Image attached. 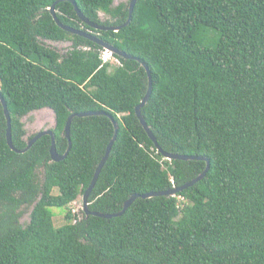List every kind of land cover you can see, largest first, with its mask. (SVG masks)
Returning a JSON list of instances; mask_svg holds the SVG:
<instances>
[{
	"label": "trees",
	"instance_id": "obj_1",
	"mask_svg": "<svg viewBox=\"0 0 264 264\" xmlns=\"http://www.w3.org/2000/svg\"><path fill=\"white\" fill-rule=\"evenodd\" d=\"M57 1L0 0V94L13 146L23 150L36 135L25 140L22 122L34 112L55 115L59 155L70 115H105L74 117L70 151L55 163L48 135L22 154L9 148L0 103V264H264V0H138L118 32L89 28L71 2L105 27L126 22L128 3L55 5L63 25L91 30L148 67L141 114L161 151L135 115L148 89L144 68L117 55L118 65L104 63L101 46L57 26L49 12ZM43 41L71 48L60 55ZM109 117L118 129L90 211L120 213L132 195L169 191L206 169L162 152L205 158L208 171L175 197L135 199L120 216L77 215L72 204L114 136ZM52 208L64 225L54 226Z\"/></svg>",
	"mask_w": 264,
	"mask_h": 264
},
{
	"label": "water",
	"instance_id": "obj_2",
	"mask_svg": "<svg viewBox=\"0 0 264 264\" xmlns=\"http://www.w3.org/2000/svg\"><path fill=\"white\" fill-rule=\"evenodd\" d=\"M61 1L62 0L57 1L55 4H53L49 8V12H50L51 16L53 17V20L55 21V23L57 24L58 27H60L63 31H65V32H67V33H69L71 35H76V36L85 38V39H87V40H89V41H91V42H93V43L101 46L104 50L110 52L113 55H117L119 57H122L125 60H131V59H133V60L139 62L141 64V66L144 68V70L146 71V74H147L148 89H147V92H146L144 98L142 99L141 103L136 107V109H135V115H136L137 119L139 120L141 126L143 127V129L147 133L148 137L153 141V143L156 145V147L161 151V149L158 147V144H157V141H156L155 137L151 133L149 127L145 123L144 117L141 114V109L147 103V101H148V99L150 97V94H151V90H152L151 74L149 72L148 67L143 62H141L139 59L133 58V57L125 54L124 52L119 51L115 47H113V46H111V45L103 42L102 40L98 39L91 32H87V31H83V30H77V29H74L72 27L63 25L57 19L56 15H55V5L58 2H61ZM67 1H70V0H67ZM137 1L138 0H130L129 1V4H128V18H127L126 22L123 23L120 26H111V27H105V26H102V25H97V24L89 21L79 11V9L75 5V3L74 2H71V1L70 2L73 4V8H74V11H75L78 19L83 24H85L86 26H88L89 28L94 29V30H99V31H113V32H118L121 28H123L124 26H126V25L129 24V21H130V18H131L133 9H134ZM0 103H1V105L3 107V112H4V116H5L6 123H7L6 141H7V144L9 146V148L12 151L16 152V153L22 154V153L27 152L32 147V145L38 139H40L42 136L48 135V136L51 137V147L49 149V156H50V160L52 162H55V163L64 160L66 158V156L68 155L69 151H70V148H71V143H70V127H71V122H72V120H73L74 117H90V116L105 115L103 113H95V112H87V113H81V114H76V115H70L68 117V119H67V121L65 123V127H64V136H65V138L68 141V147H67V150L65 151V153L63 155H59L57 153V151H56L55 138H54V135H53V132H52L51 129L50 130H45V131L38 132L32 139L27 140V142H26L27 145H26V148L25 149H23V150H17V149H15V147L13 146L12 137H11V118H10V114H9L7 105H6V103H5V101H4V99H3V97H2L1 94H0ZM44 110H46V109H44ZM54 118H55V115H54ZM110 120L112 121V123L114 125V136H113L112 140L110 141V143L108 144V146L106 148V151H105V154L102 157L101 161L99 162V164H98V166H97V168L95 170L93 179H92L89 187L86 189V191L82 195V208H81V211L86 216L92 215V216H95V217L110 219L112 217H117V216L122 215L125 212V210L131 205V203L135 199H137V198L148 199V198L159 197V196L175 197L178 193H180V192H182L184 190H187L189 187L193 186L195 183H197L198 181H200L205 176L206 172L208 171V169H209V161L207 159H205V158L196 157V156L175 155V154H169V153L162 152L163 157L166 160H169V161H172V160H180V161L198 160V161H205L206 162V169L203 171V173L201 175H199L198 177H196L192 181H190V182H188V183H186V184H184V185H182L180 187L173 188V189H171L169 191H165V192H151V193H147V194H144V195H141V196L132 195L130 197V199L123 204V209L121 210L120 213L113 214V215H107V214H102V213L90 211L89 210V203H88L89 197H90V195H91V193H92V191L94 189V186H95V183H96V181H97V179L99 177V174H100V172H101V170H102V168H103V166H104V164H105V162H106V160H107V158L109 156V153H110L112 144H113V142H114V140L116 138V133H117V129H118L117 124L115 122H113V120L111 118H110ZM55 124H56V122H55ZM54 127H55V125H54Z\"/></svg>",
	"mask_w": 264,
	"mask_h": 264
},
{
	"label": "rangeland",
	"instance_id": "obj_3",
	"mask_svg": "<svg viewBox=\"0 0 264 264\" xmlns=\"http://www.w3.org/2000/svg\"><path fill=\"white\" fill-rule=\"evenodd\" d=\"M129 1L130 0H115L113 5L116 6L119 3H129ZM99 15L102 21L109 19V17L103 15L102 13H100ZM210 39L212 38L210 37ZM43 44L51 49H54L60 55L65 54L71 48V43L69 42L55 43V42H50V41H43ZM113 64L118 65L116 62H113ZM22 122L24 124V129L26 131L25 140H27L29 136L33 134H37L38 132H41V131L53 129L55 125V118H54L53 113L49 111L48 109H46V110L34 112L22 118ZM41 175H42L41 172L38 171V177L40 179H41ZM56 193L57 191L54 190L53 194H56ZM72 205H73L72 209L75 211V213H77V215H80V211L82 208V197H79L77 201H75ZM32 208L33 206L22 209V215L19 219L20 225L25 226L29 222L30 213L32 211ZM50 211L54 215L53 223L56 228L65 224L64 212L61 209L52 208L50 209Z\"/></svg>",
	"mask_w": 264,
	"mask_h": 264
},
{
	"label": "clouds",
	"instance_id": "obj_4",
	"mask_svg": "<svg viewBox=\"0 0 264 264\" xmlns=\"http://www.w3.org/2000/svg\"><path fill=\"white\" fill-rule=\"evenodd\" d=\"M129 4V3H128ZM104 52H106V53H110V52H108V51H106V50H104L103 49V51L101 52V58H103V53ZM110 55H111V58H112V60L111 61H107V62H104V63H108V62H110L111 64H113V62L115 61L116 63H118V60L113 56V54H111L110 53ZM103 60V59H102ZM181 199V198H180ZM182 200V199H181Z\"/></svg>",
	"mask_w": 264,
	"mask_h": 264
},
{
	"label": "built area",
	"instance_id": "obj_5",
	"mask_svg": "<svg viewBox=\"0 0 264 264\" xmlns=\"http://www.w3.org/2000/svg\"><path fill=\"white\" fill-rule=\"evenodd\" d=\"M102 59H103L104 62L112 60L110 53H106V52L103 53V58Z\"/></svg>",
	"mask_w": 264,
	"mask_h": 264
},
{
	"label": "flooded vegetation",
	"instance_id": "obj_6",
	"mask_svg": "<svg viewBox=\"0 0 264 264\" xmlns=\"http://www.w3.org/2000/svg\"><path fill=\"white\" fill-rule=\"evenodd\" d=\"M87 32H91V33H93L91 30H87Z\"/></svg>",
	"mask_w": 264,
	"mask_h": 264
}]
</instances>
